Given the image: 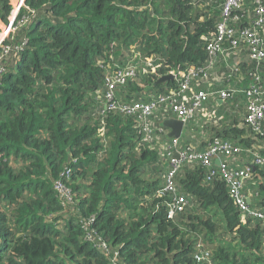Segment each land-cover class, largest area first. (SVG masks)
Wrapping results in <instances>:
<instances>
[{
  "label": "trees",
  "instance_id": "trees-1",
  "mask_svg": "<svg viewBox=\"0 0 264 264\" xmlns=\"http://www.w3.org/2000/svg\"><path fill=\"white\" fill-rule=\"evenodd\" d=\"M224 3L24 0L0 44V264H112L116 254L120 264H264V133L247 122L244 92L264 87V59L231 66L235 51L210 55ZM13 4L0 0V22L10 24ZM255 8L247 0L233 12L238 35L253 27ZM205 68L191 81L196 92L209 83L240 91L221 105L205 101L177 144L165 106L151 114L149 134L138 115L105 108L115 73L135 70L117 90L120 104L135 105L179 92ZM223 76L232 87L221 89ZM197 132L207 133L204 150ZM216 138L242 148L233 160L254 159L242 189L248 210L215 162L185 160L176 191L167 190L173 155L205 152ZM176 196L188 203L170 217Z\"/></svg>",
  "mask_w": 264,
  "mask_h": 264
},
{
  "label": "built area",
  "instance_id": "built-area-1",
  "mask_svg": "<svg viewBox=\"0 0 264 264\" xmlns=\"http://www.w3.org/2000/svg\"><path fill=\"white\" fill-rule=\"evenodd\" d=\"M246 1L247 0H225L223 19L218 25V36L216 39L211 40L207 47L211 56H215L218 53L228 54L229 51H241L246 48L249 58L252 60L259 62L264 59V36L262 35L264 32V0H251L256 5L255 10L257 14V18L252 22V28H247L238 35V30L231 26L232 23L239 19L238 16H233V12L243 10ZM21 6L22 5L18 4V9ZM13 7V11L15 12V6L13 5ZM1 29L2 28H0V30ZM226 43L229 45L227 46ZM211 66H213V62L210 63L209 67ZM207 73L208 68L191 72L186 81L182 84L179 92L166 94L158 101L152 103H137L135 105L120 104L117 100L118 87L125 84L130 77H134L136 75L135 70L131 69L126 72L115 73L109 80L106 88L105 108L110 112L121 110L128 114L138 115L139 119L143 120L144 132L148 134L152 132L153 129V122L150 121V116L161 106H165L166 109L171 110L186 122L196 115L205 101L211 98L225 100L233 97L240 91L236 89L217 90L213 87V83H209L210 90L196 92L191 86V81L199 78L200 75L206 78ZM256 79L258 81L261 80L258 75H256ZM187 91L191 93V97L189 98L190 102H188V99L184 96ZM244 92L250 97L247 122L257 132L264 133V87L262 85L252 86ZM177 142L178 139L175 138L174 143L177 144ZM188 150L190 152L177 151L176 153L180 155L179 158L174 157L176 153L173 155V170L168 179L167 190L172 192L176 191L173 176L185 160H200L208 167H211L214 162H219L217 164L222 168L224 178L228 182L231 193L237 204L243 210H248V198L242 192V189L245 181L251 177V167L246 166L240 169L233 168L230 167L228 163L230 159L236 158L242 152V148L216 138L205 152H197L192 147ZM255 161L262 163L263 159L257 155ZM187 203L188 201L184 196H176L169 205V216L173 217L175 214L182 212ZM98 248L107 250L105 245H98ZM112 264H120L117 254L113 257Z\"/></svg>",
  "mask_w": 264,
  "mask_h": 264
},
{
  "label": "crops",
  "instance_id": "crops-1",
  "mask_svg": "<svg viewBox=\"0 0 264 264\" xmlns=\"http://www.w3.org/2000/svg\"><path fill=\"white\" fill-rule=\"evenodd\" d=\"M14 12V11H13ZM13 13H12V15H11V18H10V22L12 21V19H13ZM4 24V23H3ZM3 24H0V28H2L1 26L3 25ZM226 58H230V55H226L225 56ZM226 58H224L226 61H227V59ZM249 59V55H248V53H247V51L245 50V49H243V50H241V51H235V53H234V56H233V61H232V63H231V66H232V64H233V62H234V66H236L237 64H239V63H241V62H243V61H246V60H248ZM224 64H225V66L226 67H228V64L225 62V61H221V59L219 60V63H218V65L219 66H221V70H223L224 69ZM224 75V74H223ZM226 76H223V80H222V82L223 83H221L220 84V86L222 87L221 89H223V88H230V87H232L231 85H230V80H226V78H225ZM238 79V78H237ZM219 81H220V79H219ZM215 86V85H214ZM213 86V87H214ZM215 88V87H214ZM243 97V96H242ZM211 101H213V102H215V103H218L219 105H221V104H223L225 101H223V100H219V99H210ZM188 102H190V99H188ZM174 113V112H173ZM200 115V114H199ZM198 115V116H199ZM176 117H178L177 116V114H175L174 115V117H171V118H176ZM169 119V118H168ZM167 120V119H166ZM186 123V122H185ZM170 131V129L168 128V132ZM184 132V131H183ZM198 134H200L199 136L197 135V134H194V139L195 140H197L198 142H200L199 144H195L197 147H200L203 143H205V145L203 146V147H200V149H202V150H204L205 148H207V146L209 145V142L207 141V133H201V132H198ZM197 138V139H196ZM178 139H180V138H178ZM230 161V163H231V167H233V168H244V167H246V166H248L249 164H251V163H254V159H251L250 157H245L244 156V158H237V159H235V160H233V159H230L229 160ZM217 162V161H216Z\"/></svg>",
  "mask_w": 264,
  "mask_h": 264
},
{
  "label": "water",
  "instance_id": "water-1",
  "mask_svg": "<svg viewBox=\"0 0 264 264\" xmlns=\"http://www.w3.org/2000/svg\"><path fill=\"white\" fill-rule=\"evenodd\" d=\"M174 76L173 74H168V75H164L162 77H160V79L158 81H156V83L154 85L160 84L162 82H165L167 80L173 79ZM164 126L169 128V136L173 137V138H180L182 136L184 127H185V121L183 118L180 117H176V118H169L167 120H165L164 122ZM179 154L176 153L174 155V157L179 158ZM219 163V162H217ZM248 202H250V198L247 199Z\"/></svg>",
  "mask_w": 264,
  "mask_h": 264
},
{
  "label": "rangeland",
  "instance_id": "rangeland-1",
  "mask_svg": "<svg viewBox=\"0 0 264 264\" xmlns=\"http://www.w3.org/2000/svg\"><path fill=\"white\" fill-rule=\"evenodd\" d=\"M15 1L16 2H18L19 0H11V2H12V4L14 3V4H16L15 3ZM22 3H23V0H20V2L18 3V4H20V5H22ZM13 4V5H14ZM15 6V5H14ZM15 14L13 15V19H12V21H11V24H3V22H0V24H3L1 27H2V29H1V32H2V34L0 33V44H1V42L4 40V38L5 37H7L8 36V34H9V32L10 31H12V32H14V31H16V26L15 25H13V23H14V21H15V18L17 17V15H18V12H19V9H16V6H15ZM15 28V29H14ZM194 123V122H193ZM169 133V132H168ZM198 136L200 135V134H198V132L196 133Z\"/></svg>",
  "mask_w": 264,
  "mask_h": 264
},
{
  "label": "clouds",
  "instance_id": "clouds-1",
  "mask_svg": "<svg viewBox=\"0 0 264 264\" xmlns=\"http://www.w3.org/2000/svg\"><path fill=\"white\" fill-rule=\"evenodd\" d=\"M23 2H24V0H23ZM23 4V3H22ZM20 9V8H19ZM10 24H11V22H10Z\"/></svg>",
  "mask_w": 264,
  "mask_h": 264
}]
</instances>
